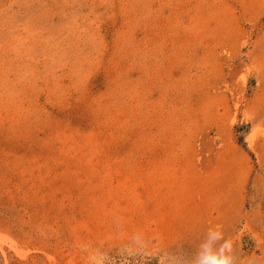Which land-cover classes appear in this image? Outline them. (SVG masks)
I'll list each match as a JSON object with an SVG mask.
<instances>
[{"label": "rangeland", "instance_id": "rangeland-1", "mask_svg": "<svg viewBox=\"0 0 264 264\" xmlns=\"http://www.w3.org/2000/svg\"><path fill=\"white\" fill-rule=\"evenodd\" d=\"M215 227L264 264V0H0V264L187 261Z\"/></svg>", "mask_w": 264, "mask_h": 264}, {"label": "clouds", "instance_id": "clouds-1", "mask_svg": "<svg viewBox=\"0 0 264 264\" xmlns=\"http://www.w3.org/2000/svg\"><path fill=\"white\" fill-rule=\"evenodd\" d=\"M137 241V247H141ZM94 264H105L103 255L93 257ZM159 264H236L232 253V244L225 239L219 227L209 229L197 250L187 261L183 257L169 258L166 253L160 255Z\"/></svg>", "mask_w": 264, "mask_h": 264}]
</instances>
